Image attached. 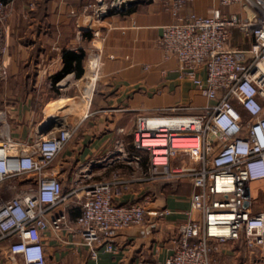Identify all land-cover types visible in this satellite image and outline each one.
Returning a JSON list of instances; mask_svg holds the SVG:
<instances>
[{"label":"crops","instance_id":"crops-1","mask_svg":"<svg viewBox=\"0 0 264 264\" xmlns=\"http://www.w3.org/2000/svg\"><path fill=\"white\" fill-rule=\"evenodd\" d=\"M3 1L7 2L6 19L0 26V40L6 50L0 54L5 70L0 78V111L14 140L30 142L48 127L73 130L51 164L64 194L74 187L76 172L88 173L89 182L115 177L127 180L146 172L149 154L136 149L132 137L139 115L189 107L170 114L194 116L198 108L210 103L190 80L179 76L176 58L166 57L159 44L162 27L176 22L166 0H128L122 11L99 20L90 6L100 0ZM214 10L251 16L247 8L225 7L218 0H186L180 13L211 16ZM248 44L237 28L231 30L232 47L246 48ZM79 50L85 54L81 77L69 72L53 82L52 77L63 69V54ZM97 55L101 60L97 78L87 88L89 62ZM174 162L186 164L188 160L180 156ZM17 180L1 184L3 198L11 195L6 188ZM191 190L187 179L132 182L128 190L113 197L114 204L141 202L146 211L167 209L168 214L146 213L141 224L118 230L113 238L116 251L99 248L95 259L76 228L82 194L67 196L46 215L64 214L69 227L42 232L47 264L164 260L172 252L175 227L188 219ZM250 192L251 211L264 212V179L252 182ZM8 244L7 240L0 242V264H23L20 255L10 261L5 253ZM210 257L211 264H264L242 239L214 245Z\"/></svg>","mask_w":264,"mask_h":264},{"label":"built area","instance_id":"built-area-1","mask_svg":"<svg viewBox=\"0 0 264 264\" xmlns=\"http://www.w3.org/2000/svg\"><path fill=\"white\" fill-rule=\"evenodd\" d=\"M218 1L225 7L247 8L251 16L219 10L211 16L181 15L186 0L165 1L176 22L162 27L159 44L166 57L176 58L179 76L190 80L210 103L194 116L172 115L191 109L172 107L136 118L133 144L149 154L145 173L89 182L88 173L76 172L74 187L64 194L51 164L73 130L51 127L30 142L14 140L0 111V186L19 179L6 188L9 197L0 193V242L9 241L5 253L10 261L20 255L23 264H47L42 232L67 226L64 214L46 215L78 191L82 204L75 223L82 244L93 259L99 248L115 252L118 230L141 224L146 213L162 217L168 210L146 211L141 202L118 205L113 197L132 182L184 179L192 188L188 219L175 227L171 254L150 264H211L214 245L240 239L264 260V212L251 211L250 192L252 182L264 179V0ZM127 2L100 0L90 7L99 20L122 11ZM6 5L0 0V26ZM233 28L248 40L246 48L230 45ZM5 50L0 40V54ZM100 64L98 55L89 62L87 88L96 80ZM4 75L0 64V78ZM157 119L181 124L162 125ZM177 139L186 145L176 146ZM180 156L188 163L174 162Z\"/></svg>","mask_w":264,"mask_h":264},{"label":"trees","instance_id":"trees-1","mask_svg":"<svg viewBox=\"0 0 264 264\" xmlns=\"http://www.w3.org/2000/svg\"><path fill=\"white\" fill-rule=\"evenodd\" d=\"M84 56L85 54L84 51L82 50H79L77 52H73V51L65 52L62 57L63 69L61 70V72L55 74L52 77L53 82L58 81L59 79H61L63 75L69 72H73L76 78L81 77L83 73L82 61L84 59Z\"/></svg>","mask_w":264,"mask_h":264},{"label":"bare ground","instance_id":"bare-ground-1","mask_svg":"<svg viewBox=\"0 0 264 264\" xmlns=\"http://www.w3.org/2000/svg\"><path fill=\"white\" fill-rule=\"evenodd\" d=\"M262 67L264 68V64L262 65ZM156 122L158 124H162V125H175V124H181L179 121H168L166 119H157ZM181 140H175V145L176 146H181V145H186V143L180 142Z\"/></svg>","mask_w":264,"mask_h":264},{"label":"water","instance_id":"water-1","mask_svg":"<svg viewBox=\"0 0 264 264\" xmlns=\"http://www.w3.org/2000/svg\"><path fill=\"white\" fill-rule=\"evenodd\" d=\"M48 129H50V127L46 128L45 131L48 130ZM42 131H44V130H42Z\"/></svg>","mask_w":264,"mask_h":264}]
</instances>
